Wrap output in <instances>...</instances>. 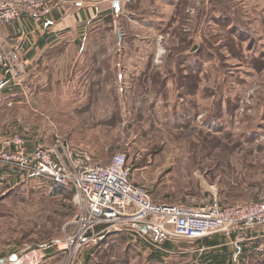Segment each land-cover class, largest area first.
<instances>
[{"label": "rangeland", "instance_id": "rangeland-1", "mask_svg": "<svg viewBox=\"0 0 264 264\" xmlns=\"http://www.w3.org/2000/svg\"><path fill=\"white\" fill-rule=\"evenodd\" d=\"M28 3L44 5L22 17L76 21L32 65L19 62L20 76L0 67V150L22 139L29 154L60 137L92 164L125 154L156 203L264 202V0ZM0 45L18 60L2 29ZM78 212L69 190L0 160V259L47 246L41 264H264V223L217 233L215 247L166 238L170 248L98 224L69 257L61 242ZM223 246L224 262L204 258Z\"/></svg>", "mask_w": 264, "mask_h": 264}, {"label": "built area", "instance_id": "built-area-1", "mask_svg": "<svg viewBox=\"0 0 264 264\" xmlns=\"http://www.w3.org/2000/svg\"><path fill=\"white\" fill-rule=\"evenodd\" d=\"M28 2L0 0V28L44 5ZM14 57L10 62L0 45V67L13 78L23 72V66ZM7 144V150H0L1 162L24 168L72 193L79 212L73 222L75 228L61 242V249L67 251L69 257L92 241L88 232L98 224L115 230L132 229L148 243L155 244L160 242L141 232L140 225L159 229L167 239L197 240L217 233L249 230L264 223V202L234 206L156 203L145 188L132 182L123 153L114 154L102 165L92 164L85 152L60 137L53 144L35 148L29 154L20 147L24 144L22 139H12ZM18 145L20 150L11 151ZM47 248L41 246L20 252L13 260L0 259V264H41Z\"/></svg>", "mask_w": 264, "mask_h": 264}, {"label": "crops", "instance_id": "crops-1", "mask_svg": "<svg viewBox=\"0 0 264 264\" xmlns=\"http://www.w3.org/2000/svg\"><path fill=\"white\" fill-rule=\"evenodd\" d=\"M75 21L73 13L61 17L52 11L44 15H25L18 21L2 25L0 29L14 43L19 62L28 66L39 56L37 52L42 47L61 42L59 40L65 35L64 29Z\"/></svg>", "mask_w": 264, "mask_h": 264}, {"label": "trees", "instance_id": "trees-1", "mask_svg": "<svg viewBox=\"0 0 264 264\" xmlns=\"http://www.w3.org/2000/svg\"><path fill=\"white\" fill-rule=\"evenodd\" d=\"M61 187V186H60ZM63 188V187H62ZM137 234V233H135ZM235 231L231 233V237L233 238L235 236ZM219 234H215L214 236L211 237H204V238H200L198 239L200 244L205 245L206 247H215L217 246L218 243V238H219ZM162 245L164 246V248H170V243L169 242H163ZM208 256L204 255V258H208L210 259V261H212L213 263H222L225 260V255H226V247H221L220 250L216 251H210L209 253H206Z\"/></svg>", "mask_w": 264, "mask_h": 264}, {"label": "water", "instance_id": "water-1", "mask_svg": "<svg viewBox=\"0 0 264 264\" xmlns=\"http://www.w3.org/2000/svg\"><path fill=\"white\" fill-rule=\"evenodd\" d=\"M139 230L141 232L145 233L149 238H151L154 241L163 242L164 240H166V234L164 232L160 231L159 229L155 228V227H149V226H146V225H140L139 226ZM19 254H20V252L11 254L10 256H8L4 260H13Z\"/></svg>", "mask_w": 264, "mask_h": 264}]
</instances>
